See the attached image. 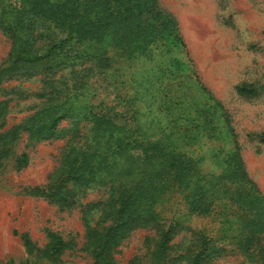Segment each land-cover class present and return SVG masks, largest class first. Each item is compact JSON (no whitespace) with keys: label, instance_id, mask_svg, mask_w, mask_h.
Masks as SVG:
<instances>
[{"label":"trees","instance_id":"1","mask_svg":"<svg viewBox=\"0 0 264 264\" xmlns=\"http://www.w3.org/2000/svg\"><path fill=\"white\" fill-rule=\"evenodd\" d=\"M0 33L11 41L0 67V84L14 76H39L42 82L39 108L0 132V165L21 133H27L30 141L70 137L57 172L45 187L33 191L46 194L63 208H72L89 190L106 189V198L83 208L92 264H116L118 247L137 227H151L157 234L148 264H211L226 254L223 245L233 241L243 263L264 264V206L259 205L264 198L241 159L234 164L233 151L221 156L222 150L204 149L207 144L200 137L207 127L196 122L186 108L168 106L182 105L181 96H166V106L159 107V113H154L151 104L144 113L137 106L129 117L119 120L96 111L90 100V79L114 66L109 46L116 51L123 44L135 46L143 48V54L149 44L159 40L168 50L169 45L186 50L175 18L160 8L159 0H0ZM175 62L180 64L177 58ZM155 75L157 80L165 76ZM169 77L167 84L172 87L177 76L172 72ZM146 83L154 86L150 77ZM237 92L243 96L256 93L244 83L237 86ZM67 119L72 125L60 129V122ZM259 138L264 143V136ZM210 159L218 172L205 171ZM28 163L27 152L17 156L18 168ZM245 183L251 188L245 189ZM183 204L202 216L223 217L233 205L247 213L238 218L242 221L238 227L229 219L232 212L226 215L221 224L231 234L219 240L207 229L178 228ZM159 207L168 208L172 216L166 217ZM97 209L101 216L91 225L89 219ZM233 228L239 234L233 235ZM181 230L191 233L189 241L174 242ZM48 238L47 245L39 247L27 233L21 234L28 254L60 264L68 243L56 232L50 231Z\"/></svg>","mask_w":264,"mask_h":264},{"label":"rangeland","instance_id":"2","mask_svg":"<svg viewBox=\"0 0 264 264\" xmlns=\"http://www.w3.org/2000/svg\"><path fill=\"white\" fill-rule=\"evenodd\" d=\"M159 6L175 18L186 50L180 45H169L168 50L159 40L149 44L143 54L144 49L135 46L123 44V48H117L119 51L109 46L115 58L113 68L90 79V100L95 110L117 120L129 117L137 106L144 113L149 104L154 113H159V107L166 106L165 97L176 93L183 104L168 106L186 108L197 118L196 122L207 127L200 137L207 144L204 149L222 150L221 156L233 151L234 164L241 159L245 172L264 198V143L259 138L264 136V0H159ZM10 49L11 41L0 33V67ZM175 58L179 59V65ZM172 72L177 83L170 87L167 83ZM155 74L165 76L157 80ZM149 77L154 82L152 88L146 83ZM243 83L256 93L240 95L237 86ZM41 85L39 76L30 79L14 76L0 84V109L5 107L0 132L21 123L39 108ZM134 95H138L137 99L132 98ZM71 125L67 119L60 122L59 128ZM69 138L30 141L27 133H21L11 144V152L0 165V264L26 260L33 264H54L28 254L21 240V234L27 233L37 246L45 247L50 231L61 235L69 246L60 256V264L93 263L87 250L83 208L106 198V189L99 186L89 190L72 208H63L46 194L33 191L35 187H45L57 172ZM22 152L28 153L29 163L18 168L16 158ZM205 164V171L218 172L212 159ZM247 184L243 185L248 190L251 185ZM259 205L264 206V202ZM161 209L166 217L172 216L168 208ZM230 212L229 219L233 218L236 227L242 224L238 218L247 213L233 205L223 217L219 215L221 219L215 214H195L183 204L177 217L178 228L207 229L214 239H224L231 232L225 231L221 223ZM100 216L101 211L95 210L89 224L95 225ZM235 234L239 232L233 228ZM190 236L188 230H181L174 242L189 241ZM156 239V231L151 227L133 229L114 255L116 264H148ZM234 242L223 245L226 254L211 264H251L242 262L240 249Z\"/></svg>","mask_w":264,"mask_h":264}]
</instances>
